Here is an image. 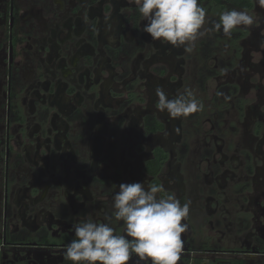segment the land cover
<instances>
[{
  "label": "flooded vegetation",
  "instance_id": "1",
  "mask_svg": "<svg viewBox=\"0 0 264 264\" xmlns=\"http://www.w3.org/2000/svg\"><path fill=\"white\" fill-rule=\"evenodd\" d=\"M198 3L208 29L220 9L260 23L188 52L129 0H0V264H72L87 219L123 234L111 199L133 182L189 205L181 264H264V9ZM157 88L203 108L170 117Z\"/></svg>",
  "mask_w": 264,
  "mask_h": 264
},
{
  "label": "clouds",
  "instance_id": "2",
  "mask_svg": "<svg viewBox=\"0 0 264 264\" xmlns=\"http://www.w3.org/2000/svg\"><path fill=\"white\" fill-rule=\"evenodd\" d=\"M142 20V31L152 41L191 52L198 38L209 32L231 37L239 26H258L260 18L247 10H225L211 29L205 28L207 10L198 0H129ZM264 9V0H254ZM157 108L170 117H186L200 111L202 103L190 89L169 99L157 88ZM162 185L146 187L143 182L121 183L111 199L116 221H122V233L108 223L92 219L72 225L74 239L64 246L63 256L72 264H177L181 259V234L187 225L181 221L189 214V205H181L174 195L159 196Z\"/></svg>",
  "mask_w": 264,
  "mask_h": 264
},
{
  "label": "rangeland",
  "instance_id": "3",
  "mask_svg": "<svg viewBox=\"0 0 264 264\" xmlns=\"http://www.w3.org/2000/svg\"><path fill=\"white\" fill-rule=\"evenodd\" d=\"M223 11H224V10H221V9H220V13L223 12ZM210 84H211V86H213L214 83L211 82ZM183 259H184V257H181V259L177 262V264H181L182 261H183ZM132 264H133V263H132Z\"/></svg>",
  "mask_w": 264,
  "mask_h": 264
},
{
  "label": "built area",
  "instance_id": "4",
  "mask_svg": "<svg viewBox=\"0 0 264 264\" xmlns=\"http://www.w3.org/2000/svg\"><path fill=\"white\" fill-rule=\"evenodd\" d=\"M191 256H189V259L187 260V261H185V263L184 264H191Z\"/></svg>",
  "mask_w": 264,
  "mask_h": 264
}]
</instances>
